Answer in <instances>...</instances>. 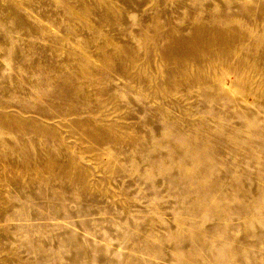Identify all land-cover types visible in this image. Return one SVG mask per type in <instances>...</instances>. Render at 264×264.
<instances>
[{"label":"rangeland","instance_id":"1","mask_svg":"<svg viewBox=\"0 0 264 264\" xmlns=\"http://www.w3.org/2000/svg\"><path fill=\"white\" fill-rule=\"evenodd\" d=\"M0 264H264V0H0Z\"/></svg>","mask_w":264,"mask_h":264}]
</instances>
